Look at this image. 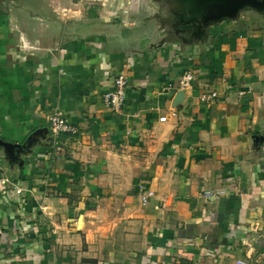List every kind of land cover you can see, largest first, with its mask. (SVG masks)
<instances>
[{
  "label": "crops",
  "instance_id": "obj_1",
  "mask_svg": "<svg viewBox=\"0 0 264 264\" xmlns=\"http://www.w3.org/2000/svg\"><path fill=\"white\" fill-rule=\"evenodd\" d=\"M188 2L0 12V264H264V0L211 26Z\"/></svg>",
  "mask_w": 264,
  "mask_h": 264
},
{
  "label": "built area",
  "instance_id": "obj_2",
  "mask_svg": "<svg viewBox=\"0 0 264 264\" xmlns=\"http://www.w3.org/2000/svg\"><path fill=\"white\" fill-rule=\"evenodd\" d=\"M195 81V75L193 72H187L184 74L182 80L179 83V90L184 91L193 88V83ZM128 82L125 75H118L115 77L113 88L104 95V103L114 112H119L124 107L126 102V91ZM218 97L216 92L205 93L202 97L205 102H213ZM163 120H166L163 118ZM50 128L55 137L60 136L64 133L75 134L76 129L69 125L64 114L61 111H56L50 118ZM2 134V128L0 125V136ZM3 163L0 161V193L4 192L3 184H10V180L3 179ZM22 190H17V194H21ZM154 194L152 192H147L142 197V202L146 205Z\"/></svg>",
  "mask_w": 264,
  "mask_h": 264
},
{
  "label": "rangeland",
  "instance_id": "obj_3",
  "mask_svg": "<svg viewBox=\"0 0 264 264\" xmlns=\"http://www.w3.org/2000/svg\"><path fill=\"white\" fill-rule=\"evenodd\" d=\"M13 0H0V12L1 13H5L7 14V12H10V10H12L14 7L19 9L20 11H25V6L22 5V0H18L16 2H12ZM203 1L205 0H192V4L191 2H188L187 5L185 6V9L188 10V11H195V12H190L188 17H191V18H188V19H194V18H198L199 17V13L203 14V17L208 20V26L210 25L211 26V19L216 17L217 15H229L231 16V13H235L236 11L238 12L239 11V6L238 4L242 3V2H246V1H249V0H218V1H221V3H225V7L221 6L220 5H217L216 2L214 0H208V5L205 6V7H202V9H200L199 11V4L200 3H204ZM12 4L13 6H11L10 4ZM176 2V1H175ZM232 4H234L233 6H231ZM10 5V6H9ZM88 5H85L84 8H87L88 10L90 9V7H87ZM68 12H71V10H63V13H68ZM143 17H145L144 20H146L145 23L150 24L151 25H155L157 23H159V25H163L164 23H161V21H159L157 18V14L153 13L152 11H148V13H145L143 14ZM153 18V19H152ZM203 18V19H204ZM150 20V21H148ZM158 20V21H157ZM187 20V19H186ZM188 22V21H186ZM181 24L183 22H180ZM192 23V22H191ZM206 23V24H207ZM181 28V27H179ZM146 29V28H145ZM161 35V34H159ZM157 37V36H156ZM157 39H159L157 37ZM159 41H165V39H159Z\"/></svg>",
  "mask_w": 264,
  "mask_h": 264
},
{
  "label": "water",
  "instance_id": "obj_4",
  "mask_svg": "<svg viewBox=\"0 0 264 264\" xmlns=\"http://www.w3.org/2000/svg\"><path fill=\"white\" fill-rule=\"evenodd\" d=\"M246 2H247V1H246ZM243 3H245V2H242V3L238 4V6L240 7L239 9H242V7H244V6L242 5ZM223 4H225V3H223ZM223 4H221V6L225 7Z\"/></svg>",
  "mask_w": 264,
  "mask_h": 264
}]
</instances>
